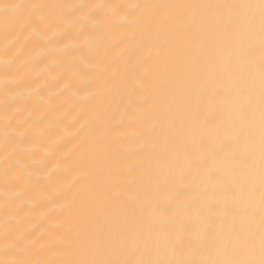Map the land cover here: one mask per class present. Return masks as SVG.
I'll return each mask as SVG.
<instances>
[{"label":"bare ground","instance_id":"obj_1","mask_svg":"<svg viewBox=\"0 0 264 264\" xmlns=\"http://www.w3.org/2000/svg\"><path fill=\"white\" fill-rule=\"evenodd\" d=\"M259 2L0 0V264L260 259Z\"/></svg>","mask_w":264,"mask_h":264},{"label":"snow or ice","instance_id":"obj_2","mask_svg":"<svg viewBox=\"0 0 264 264\" xmlns=\"http://www.w3.org/2000/svg\"><path fill=\"white\" fill-rule=\"evenodd\" d=\"M252 7V5H245ZM259 9L261 13V49H262V95H264V0H260ZM262 139H264V101H262ZM262 160H264V143H262ZM262 187H264V172H262ZM13 264H29L25 261H16ZM79 264H129V262L120 261H81ZM143 264V262H141ZM150 264H161V262H150ZM176 264H264V215H262V230H261V245H260V259L244 260V261H178Z\"/></svg>","mask_w":264,"mask_h":264}]
</instances>
